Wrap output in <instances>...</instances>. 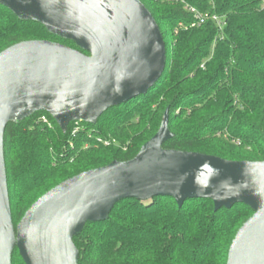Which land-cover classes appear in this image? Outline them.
Returning <instances> with one entry per match:
<instances>
[{"label": "trees", "instance_id": "trees-1", "mask_svg": "<svg viewBox=\"0 0 264 264\" xmlns=\"http://www.w3.org/2000/svg\"><path fill=\"white\" fill-rule=\"evenodd\" d=\"M138 1L169 41L167 64L145 95L107 110L95 125L72 122L66 133L45 112L6 125L3 153L14 228L60 183L135 158L157 133L165 110L173 137L163 149L264 162V0ZM186 6L205 16L204 23L197 25ZM212 16L222 18L221 31ZM27 41L80 51L0 6V52ZM41 115L52 129L38 122ZM75 123L79 129L72 135ZM252 214L245 205L214 211L210 200L178 208L167 197L125 199L105 221L85 223L71 242L77 264H226L235 234ZM11 264H23L16 249Z\"/></svg>", "mask_w": 264, "mask_h": 264}, {"label": "water", "instance_id": "water-1", "mask_svg": "<svg viewBox=\"0 0 264 264\" xmlns=\"http://www.w3.org/2000/svg\"><path fill=\"white\" fill-rule=\"evenodd\" d=\"M20 21L41 24L80 51L27 41L0 52V264L17 250L23 264H77L71 238L107 219L125 199L210 200L253 214L235 234L226 264H264V162H234L166 150L168 110L135 158L74 176L41 196L14 228L3 136L8 123L47 113L62 133L72 122L95 125L109 109L145 95L167 64L166 43L138 0H0Z\"/></svg>", "mask_w": 264, "mask_h": 264}, {"label": "built area", "instance_id": "built-area-1", "mask_svg": "<svg viewBox=\"0 0 264 264\" xmlns=\"http://www.w3.org/2000/svg\"><path fill=\"white\" fill-rule=\"evenodd\" d=\"M186 10L194 17L197 25L204 23L205 16H202L196 9L189 7V6H186ZM211 20L215 23V25L219 31H221L223 29L224 23H223L222 18H219L217 16H212ZM38 122L43 124L48 129H52V127H53L51 121L49 120V118L46 115H41L38 118ZM78 129H79V127L77 126V123H75V126H74L73 131H72V135H74L78 131ZM97 143H102L104 146H110V142H108V141L102 142L101 140L97 139Z\"/></svg>", "mask_w": 264, "mask_h": 264}, {"label": "rangeland", "instance_id": "rangeland-1", "mask_svg": "<svg viewBox=\"0 0 264 264\" xmlns=\"http://www.w3.org/2000/svg\"><path fill=\"white\" fill-rule=\"evenodd\" d=\"M165 43H166V49H167V55H168V50H169V41L167 40V41H165Z\"/></svg>", "mask_w": 264, "mask_h": 264}]
</instances>
